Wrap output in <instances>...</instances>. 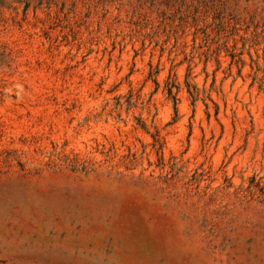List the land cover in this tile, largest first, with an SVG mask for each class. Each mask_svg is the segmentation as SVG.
Instances as JSON below:
<instances>
[{
    "label": "rangeland",
    "instance_id": "1",
    "mask_svg": "<svg viewBox=\"0 0 264 264\" xmlns=\"http://www.w3.org/2000/svg\"><path fill=\"white\" fill-rule=\"evenodd\" d=\"M0 264H264V0H0Z\"/></svg>",
    "mask_w": 264,
    "mask_h": 264
},
{
    "label": "trees",
    "instance_id": "2",
    "mask_svg": "<svg viewBox=\"0 0 264 264\" xmlns=\"http://www.w3.org/2000/svg\"><path fill=\"white\" fill-rule=\"evenodd\" d=\"M176 103H177V102L174 100L175 108H176Z\"/></svg>",
    "mask_w": 264,
    "mask_h": 264
}]
</instances>
